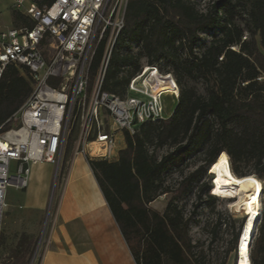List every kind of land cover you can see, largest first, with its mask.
Returning <instances> with one entry per match:
<instances>
[{
  "label": "trees",
  "instance_id": "obj_1",
  "mask_svg": "<svg viewBox=\"0 0 264 264\" xmlns=\"http://www.w3.org/2000/svg\"><path fill=\"white\" fill-rule=\"evenodd\" d=\"M53 1L38 0L40 4ZM205 1L200 9L195 0H129L118 45L126 52L115 55L105 84V90L124 94L145 60L146 65L159 69L164 61L170 63L166 73H174L180 86L177 106L168 119L142 124L134 136L125 133L127 147L117 163L89 162L137 264H213L204 253L196 252L189 234L192 217L185 218L176 201L201 182L192 214L196 215L203 196L210 202L217 200L213 195L222 191L211 195L213 188L203 179L222 154L229 157L234 176H255L264 182V0ZM13 14L16 21L31 25L21 13ZM206 32L213 33L212 39L201 45ZM127 41L140 44L135 56L129 54ZM102 53L103 46L92 77ZM122 63L132 70L128 79L119 81ZM24 72L8 66L0 80V128L33 91L32 80ZM10 127L6 124L3 130ZM76 133L77 125L69 138L66 161L72 155ZM165 147L172 151L159 158L158 150ZM197 152L206 157L205 166L184 177L175 191L164 187L171 169L183 167ZM245 166L250 169L243 171ZM170 193L173 198L164 213L149 207ZM244 223L220 264H227L237 251ZM220 225L218 220L214 233ZM38 241L39 236L31 241L22 237L16 256L27 248L11 264H30ZM250 257L252 264H264V201ZM41 258L40 254L36 259Z\"/></svg>",
  "mask_w": 264,
  "mask_h": 264
},
{
  "label": "built area",
  "instance_id": "obj_2",
  "mask_svg": "<svg viewBox=\"0 0 264 264\" xmlns=\"http://www.w3.org/2000/svg\"><path fill=\"white\" fill-rule=\"evenodd\" d=\"M128 4L129 0L14 1L15 11L31 25L0 32V80L8 66L23 74L25 69L33 91L0 128V228L8 189L28 187L31 165L48 162L59 170L76 125L73 157L117 163L127 147L125 133L134 136L140 125L165 120L163 97H179L173 76L148 65L130 79L124 94L105 90L115 55H124L125 48L118 45ZM126 44L136 54L140 50L138 43ZM118 69L117 78L123 81L132 66L122 63ZM157 75L171 77L172 82L164 83ZM6 124L11 127L4 131ZM250 253L251 246L252 264ZM235 257L240 264L238 248Z\"/></svg>",
  "mask_w": 264,
  "mask_h": 264
},
{
  "label": "crops",
  "instance_id": "obj_3",
  "mask_svg": "<svg viewBox=\"0 0 264 264\" xmlns=\"http://www.w3.org/2000/svg\"><path fill=\"white\" fill-rule=\"evenodd\" d=\"M14 1L0 0V32L25 25L14 18ZM61 165L56 218L41 251V264H137L89 163L77 156L67 161L64 157ZM57 172L52 163L31 165L28 187L17 191L23 192L21 197L7 202L0 228V264L9 257L8 248L17 254L22 237L31 241L40 235ZM227 264H236V257Z\"/></svg>",
  "mask_w": 264,
  "mask_h": 264
},
{
  "label": "rangeland",
  "instance_id": "obj_4",
  "mask_svg": "<svg viewBox=\"0 0 264 264\" xmlns=\"http://www.w3.org/2000/svg\"><path fill=\"white\" fill-rule=\"evenodd\" d=\"M195 1L199 5L200 9L204 8L206 3L205 0H195ZM212 36H213L212 32L203 33L201 35V45L209 44V42L212 39ZM125 52L126 50L124 49L122 54H125ZM129 54L131 56L136 55V53L131 50V47ZM141 63L143 66L146 65L145 60H142ZM170 69H171V64L168 63L167 61H164L160 69V73L162 75H166L167 74L166 71ZM171 75L173 76L176 82L174 73H172ZM177 86L180 94V86L178 84ZM198 88H200V91L203 92L202 87L198 86ZM178 98H175L170 94H167L163 97V103L166 110L164 119H168L173 114L177 106ZM76 138H77V133L75 139ZM151 150H153V147H151ZM171 151L168 147L159 149L157 152V156L160 158L161 156ZM72 157H73V153L68 160H71ZM205 164H206V157L204 156V154L200 152L195 153L186 162V164L183 167L171 169V171L164 178L165 181L164 187L171 189V191H175L184 177L196 171L197 169L204 167ZM211 168L207 171L206 178L203 179V181L210 183L211 187L213 188L211 189V195H213L212 190L213 192H216L218 190H216L213 176L210 174ZM249 169L250 166H245L242 168L243 171H248ZM60 175H61V168L59 169V172H57V174L55 175L50 187L51 189L46 207V218L43 222L41 232L39 235L38 245L40 243L41 249L38 252V257L40 256L41 251H43L44 246L48 241L50 232L52 230L56 218L55 211H56V204L58 200L59 187H60ZM260 181L264 187V182L262 180ZM201 185L202 182L199 184L195 183L194 185H192L188 193H186L183 197L177 200L176 204L184 212L185 218L192 217L189 234L193 243L197 247L196 252L204 253L207 260H210L213 264H220L221 261L225 258V254L228 247L232 244L233 237L235 236L236 233H238L242 220L246 221L247 218L242 211L233 208V204L238 200V195L237 193H234L232 191H222L220 194L218 193V195H213L217 198V200L213 202L208 201V199L205 196H203L202 204L198 209L196 215L194 216L192 213H193L194 205L197 201V197L199 196L200 193ZM7 193L9 197V200H7V202H10L12 199H17L18 197H21L23 192H17L15 189L10 188L8 189ZM172 198H173V194L171 193L167 195H163L159 197L155 202L150 204L149 207L151 209L164 213ZM263 201H264V192H262L261 201H260L261 202L260 221L263 216ZM218 220L220 221L221 225L218 228H216V231L214 233L216 223ZM8 249L10 255L7 259L3 260V263L5 264L9 262L10 259H13L16 256L14 252L11 253L13 249L12 250L10 248ZM235 254L236 252H233L230 255V257L235 256ZM34 264H41V261H38L36 259Z\"/></svg>",
  "mask_w": 264,
  "mask_h": 264
},
{
  "label": "bare ground",
  "instance_id": "obj_5",
  "mask_svg": "<svg viewBox=\"0 0 264 264\" xmlns=\"http://www.w3.org/2000/svg\"><path fill=\"white\" fill-rule=\"evenodd\" d=\"M157 79L164 83L172 82L171 77L165 78L157 75ZM210 174L213 176L216 190L232 191L238 195V200L233 204V208L242 211L247 218L245 231L239 239L238 252L241 256L240 264H249L250 246L261 217L260 201L263 185L255 176L244 178L234 176L226 154L220 156L218 161L212 166Z\"/></svg>",
  "mask_w": 264,
  "mask_h": 264
},
{
  "label": "water",
  "instance_id": "obj_6",
  "mask_svg": "<svg viewBox=\"0 0 264 264\" xmlns=\"http://www.w3.org/2000/svg\"><path fill=\"white\" fill-rule=\"evenodd\" d=\"M245 223H246V221H245ZM245 223H244L243 230L241 231L240 237L243 235V233H244V231H245V227H246V224H245ZM240 237H239V239H240ZM238 243H239V241H238ZM39 249H40V243H39V245L37 246V249H36V251H35V254H34V256H33V259H32V261H31V263H30V264H34V262H35V260H36V257H37V254H38V251H39Z\"/></svg>",
  "mask_w": 264,
  "mask_h": 264
},
{
  "label": "snow or ice",
  "instance_id": "obj_7",
  "mask_svg": "<svg viewBox=\"0 0 264 264\" xmlns=\"http://www.w3.org/2000/svg\"><path fill=\"white\" fill-rule=\"evenodd\" d=\"M250 179V178H249Z\"/></svg>",
  "mask_w": 264,
  "mask_h": 264
}]
</instances>
